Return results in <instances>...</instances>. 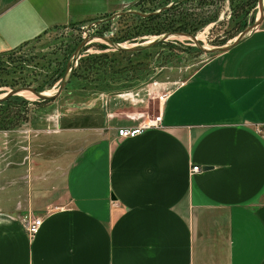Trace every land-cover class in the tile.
I'll return each instance as SVG.
<instances>
[{"label": "crops", "instance_id": "obj_1", "mask_svg": "<svg viewBox=\"0 0 264 264\" xmlns=\"http://www.w3.org/2000/svg\"><path fill=\"white\" fill-rule=\"evenodd\" d=\"M138 1L0 0V53ZM135 89L81 96L79 124L57 109L54 132H79L76 147L0 131V264H264V15L166 89L159 128L118 138L143 118Z\"/></svg>", "mask_w": 264, "mask_h": 264}, {"label": "rangeland", "instance_id": "obj_2", "mask_svg": "<svg viewBox=\"0 0 264 264\" xmlns=\"http://www.w3.org/2000/svg\"><path fill=\"white\" fill-rule=\"evenodd\" d=\"M170 1L172 0H169L168 4L165 5L166 3H164L163 0H144L140 4L141 7L137 6L132 8L138 13L130 12L132 9L122 12L106 22L96 24L95 28H88V33L90 36L101 34L115 42L124 43L127 46L131 43L149 39L153 35L162 33H154L155 27L152 26V24L156 19L162 18L163 16H159L151 21H148L145 17L159 13L163 8L170 5ZM198 3V0H193L191 3L179 5L175 8L173 13L176 16L181 14L187 16L185 19L187 24H193L191 21H197L200 18L212 17V21L191 32V34L198 36V40L203 45L211 46L221 44L240 30L233 32V28H231L233 25V14L230 13L229 10V0H213L209 5L204 3L199 5ZM179 12L181 14H179ZM255 15L256 7L249 8L246 18L252 17L247 20L245 25L250 23ZM150 22H152V24H150ZM83 25L87 24L83 23ZM75 27L76 25H67L65 27L52 29L43 33L38 38L23 44L11 53L1 56L0 93L17 86L33 87L45 81L46 87L43 88L44 90H51L54 88L59 80H56L57 76H61L64 71L68 60L67 54H70L69 52L71 49L76 46L81 39L86 37L83 36L84 29ZM230 34L232 35L228 37ZM164 42H162L164 44L158 43L148 48L137 50L139 51L137 53L127 51L122 55H118V60H121V62H126L128 60L133 63L142 60L150 65H148L150 74L147 75L145 80L138 86L139 88L137 87V89H135L141 91H143V89L147 90L139 93L144 101L135 104L140 112L144 113L143 116L145 114L154 115L156 113V95L158 93L166 91L169 87L181 82L200 62L210 56L206 54L202 59H199L198 56L200 55V51L194 48L192 43L188 42L183 37L169 38ZM113 51L115 50L105 45L104 42L94 40L83 47L81 56L85 54L109 53ZM60 76L58 78H60ZM21 82H24L25 85L20 84ZM100 93L101 91L92 94H83L62 89L56 98L45 102H42L43 100H37L36 98L31 99L18 96L24 99V102L20 103V109H26L27 119L23 122L20 119L17 123H14L15 126L9 129L0 127V131H10L19 128L22 135L26 133L25 137H27V142L30 145L41 144L46 148L45 150H49L48 147L52 144L53 148H51V150L54 151L55 143H65L68 138L72 139L70 142L71 145L76 147L80 141L79 132H67L68 134L55 133L54 131L57 129L54 126L55 118L53 116L58 109L62 113H70L71 116L69 115V121L79 124L82 112L80 97L84 95L95 96ZM135 93L138 92L136 91ZM126 94H128V92H126ZM120 99L127 101L130 98L122 95ZM66 101H72L75 105H73V107L71 104L64 105ZM120 108H123L122 110L126 112L119 111L116 113L122 115H130L132 113V105L130 103H123L120 105ZM74 116L75 118L71 120ZM60 119L62 121L64 120L63 118ZM28 128L30 129L27 130ZM44 131H46V133ZM4 139L5 141H9V143H17L16 133L12 136L7 134ZM2 140L1 138L0 142ZM25 142L26 141L23 142L20 139L21 145L25 144ZM64 143L62 144L63 146ZM67 144L69 145V143ZM36 153L37 152L34 154L38 155ZM39 155L47 156L48 154L43 151L40 152Z\"/></svg>", "mask_w": 264, "mask_h": 264}, {"label": "trees", "instance_id": "obj_3", "mask_svg": "<svg viewBox=\"0 0 264 264\" xmlns=\"http://www.w3.org/2000/svg\"><path fill=\"white\" fill-rule=\"evenodd\" d=\"M143 1L144 0L138 1V7H141L140 4ZM192 1L193 0H172L170 1V5L163 8L161 11H159V13L146 16L145 18L148 21H151L158 18L159 16H163L162 18L156 19L153 24L150 22V24L155 27L154 33L165 31H188L191 33L213 20L212 17H206L200 18L197 21H191L193 24H187V22H185L187 16L182 15L180 12L179 14L181 15L178 16L173 13L175 8L179 5L191 3ZM198 1L199 5H201V3L209 5L213 2V0ZM163 2L166 3L165 5H167L169 0H163ZM255 5L256 0H229V10L230 13L233 14V25L231 26V28H233V32L243 28L247 20L251 19L252 16L250 18H246V14H248L249 8H252ZM232 34H230L228 37H230ZM164 43L161 42L160 44ZM22 45H19L17 48ZM74 47L69 53L72 52ZM15 49L0 53V57L11 53ZM125 52L127 51L115 50L109 53L102 52L80 56L77 60L75 69L63 90H67L69 92H80L83 94H92L99 91L114 93L117 91L138 87L145 80L146 76L150 74V68L148 67L149 64L142 60H138L133 63L128 60L126 62H121V60H118V55H122ZM132 52L137 53L139 51ZM68 55L70 54H67V58L69 57ZM59 76L60 75L57 76L56 80L59 79ZM20 84L25 85L24 82H21ZM33 87L37 91L44 90L43 88L46 87V81L40 82V84L34 85ZM23 102L24 99L18 96H11L0 102V127L3 129H9L12 126H15L14 123H17L20 119L22 122L27 119L25 112L26 109H20V103ZM15 106H18L19 108Z\"/></svg>", "mask_w": 264, "mask_h": 264}, {"label": "water", "instance_id": "obj_4", "mask_svg": "<svg viewBox=\"0 0 264 264\" xmlns=\"http://www.w3.org/2000/svg\"><path fill=\"white\" fill-rule=\"evenodd\" d=\"M263 4H264V0H256V5H255L256 15L254 16L253 20L247 25H245L243 28H241L239 31H237L235 35H233L231 38H229L225 42L218 44V45H211V46L203 45L198 40L196 35L185 32V31H165V32L153 35L149 39L136 42V43H131L129 46L125 45L124 43L115 42L104 35L87 36L81 39L80 42L74 47V49L70 53L68 60L66 62L64 71L62 75L60 76L57 85L54 88H52L51 90H40V91L35 90L32 86H17V87L9 88L6 91L0 93V102L6 100L7 98L11 96H22L20 94L21 92H24V91L29 92L33 96V98H36L37 100L47 101V100L56 98L61 92V90L67 84L72 72L74 71L77 60L81 56L83 47L86 44H89L91 41H94V40L104 42V44L109 46L112 50L137 51V50L145 49L155 44L167 41L169 38L183 37L188 42H191L192 45L200 51V55L198 56L199 59H202L206 54L213 55L215 53L226 51L230 47L234 46L235 44H237L238 42L246 38L258 26L263 16ZM126 11H129V10H126ZM130 12L138 13L135 10H130ZM118 14H121V13H118ZM114 16L115 15H112V16L105 17L101 20L90 22L89 24L86 25V27L89 28L92 25H96L101 22H106L112 19Z\"/></svg>", "mask_w": 264, "mask_h": 264}, {"label": "built area", "instance_id": "obj_5", "mask_svg": "<svg viewBox=\"0 0 264 264\" xmlns=\"http://www.w3.org/2000/svg\"><path fill=\"white\" fill-rule=\"evenodd\" d=\"M95 28V25L90 26L89 28L92 29ZM80 28L84 29V34L83 36L87 37L90 36L88 33V28L86 25L80 26ZM127 91L122 92L120 95H129L126 94ZM170 94V91H163L158 93L157 96V105H156V113L154 115H148L145 114L143 118L138 121L134 125L130 126H118L115 128V135L118 138H126V137H133L136 135L141 134L143 131L151 128H159L160 127V122H161V111H162V106L164 101L166 100L167 96ZM130 96V95H129ZM200 171V167L198 165H191L190 167V173H198ZM23 223L25 226V232L29 236V238H33L35 234L37 233L40 224H41V219L40 217H25L23 219Z\"/></svg>", "mask_w": 264, "mask_h": 264}, {"label": "bare ground", "instance_id": "obj_6", "mask_svg": "<svg viewBox=\"0 0 264 264\" xmlns=\"http://www.w3.org/2000/svg\"><path fill=\"white\" fill-rule=\"evenodd\" d=\"M196 37L198 38V36H196ZM178 38H181V37H178ZM198 39H199V38H198ZM20 95H22V96L25 97V98H31V99H33V96H32L29 92H26V91L21 92Z\"/></svg>", "mask_w": 264, "mask_h": 264}, {"label": "flooded vegetation", "instance_id": "obj_7", "mask_svg": "<svg viewBox=\"0 0 264 264\" xmlns=\"http://www.w3.org/2000/svg\"><path fill=\"white\" fill-rule=\"evenodd\" d=\"M101 35V34H100Z\"/></svg>", "mask_w": 264, "mask_h": 264}]
</instances>
